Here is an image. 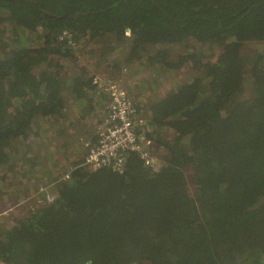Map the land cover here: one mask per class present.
I'll list each match as a JSON object with an SVG mask.
<instances>
[{
	"label": "trees",
	"instance_id": "1",
	"mask_svg": "<svg viewBox=\"0 0 264 264\" xmlns=\"http://www.w3.org/2000/svg\"><path fill=\"white\" fill-rule=\"evenodd\" d=\"M64 31L71 44L59 39ZM189 42L200 51L188 46L169 61L165 46ZM263 43L264 0H0L1 171L34 125L63 115L67 93L83 100L93 89L80 74L64 80L51 58L94 47L88 58L100 66L119 51L130 62L155 48L148 63L158 75V66L203 71L149 106L147 123L176 134L151 136L164 168L137 155L124 174L77 165L54 203L0 229V263L120 264L139 255L141 264H261ZM213 47L216 62H205Z\"/></svg>",
	"mask_w": 264,
	"mask_h": 264
},
{
	"label": "rangeland",
	"instance_id": "2",
	"mask_svg": "<svg viewBox=\"0 0 264 264\" xmlns=\"http://www.w3.org/2000/svg\"><path fill=\"white\" fill-rule=\"evenodd\" d=\"M188 46H192V48L196 47L195 50L200 51V45H194L195 47H193L192 42L185 43L183 45L172 44L169 46H165L164 48L168 52L169 61H179L182 54L188 51ZM262 49H264V43L262 45ZM92 50L95 54L98 53L97 48L93 47V49H90V47H84L81 49V51L75 52L76 57H74V59L69 60L55 57L51 58L50 63L53 65V69L57 70V73H65L68 76L67 79L75 74H83L84 76H94L96 74H101L109 75L112 78L118 79L128 89L132 98L136 99L134 100L138 103L140 107V115L145 120V122H149L151 120L149 106H151L152 102L156 101L161 96H164L166 93L173 91L172 88L176 86L178 82L191 79L193 76L203 73L202 69H199V67H202L200 64L198 68L190 64L188 66L182 67L181 69H179V71H174L172 73L171 71L165 73V67L158 66L160 69L159 76L157 74L158 71H155L156 69L154 68V66H150L148 63L150 61V56L156 53L155 48H150L148 54L142 56L141 59H133V61L130 62H127V59L122 55V53H120L121 51H119L117 52V54L114 53L115 56H112L113 59L111 61V64H102L100 66L97 65L95 59L90 62L88 58V52ZM207 50L208 47H205V51ZM220 50L221 48L213 47L211 51L206 53L205 62H216L218 58L217 55ZM80 52H86V54L84 53V57L80 55ZM114 63H117L118 65L115 66ZM155 79L158 80V83H156V85H152L155 84L153 83ZM174 80L176 81L174 82ZM249 94L250 90L246 86L244 90V97H242V99H246ZM66 96H68L69 98L68 93ZM64 111L67 112L66 109ZM64 111L62 117L66 115ZM103 121L104 119H99V117L97 116L95 120L91 121L90 128L87 127V131L91 129L93 132H96L102 125ZM50 125L51 124H49V126L45 129L44 123L38 122L35 125L37 126L36 130L32 131L27 140L17 141L12 146L13 152H11L10 154V163H8L5 167V171L3 169L2 171L0 170V173L2 174L1 178L6 179L0 180L1 230L9 228L14 223V221L28 217L31 215V213L36 211L35 209H39L40 205L45 201V196L47 194H50L52 197L57 198L56 190L58 184H53L51 180H49V177H47L49 174H43L41 172L42 168H44L43 166L45 163V161H42V153H40V151H42V149L46 147L44 138L50 136L51 138H54L53 135H55L52 132L54 128H52V126L50 127ZM148 125L151 127L152 131H156V133H158L159 137L162 140L171 142V140L176 139V134L170 129L165 127L155 128L152 124ZM154 153L156 156H158V158H162V160L164 161L163 157L166 156V153L162 148L159 149L155 146ZM28 154L30 158H28ZM160 166L164 168L166 166V162L164 161ZM17 171H19V173ZM64 172H66V170L56 171V174H59L61 182L64 181L67 175L66 174L65 176H63ZM71 173H68V175H71ZM59 178H57V180ZM30 179H35L33 180V182L38 185H45L43 189L34 193L31 197L30 194H32L35 189L34 191L20 190V187L23 185L22 181L28 182L27 180ZM49 182L52 183V185L50 184L51 186L49 185ZM15 183L16 185H14ZM188 184L191 188V182H189ZM28 197H30V199L26 200ZM140 259L141 256L139 255H135L134 257H132L131 255L128 256L126 262L120 264H141L137 261ZM120 261L121 260L119 259L118 262ZM144 264H147V262L145 261Z\"/></svg>",
	"mask_w": 264,
	"mask_h": 264
},
{
	"label": "built area",
	"instance_id": "3",
	"mask_svg": "<svg viewBox=\"0 0 264 264\" xmlns=\"http://www.w3.org/2000/svg\"><path fill=\"white\" fill-rule=\"evenodd\" d=\"M59 39L72 43L68 31L62 32ZM91 86L99 95L108 97L107 117L98 130L96 142H86V153L79 167L89 173L106 169L124 174L129 158L137 155L146 167L159 172L164 161L154 153L153 131L141 117L128 89L118 79L101 74L91 76ZM45 200L52 204L56 198L47 194Z\"/></svg>",
	"mask_w": 264,
	"mask_h": 264
},
{
	"label": "crops",
	"instance_id": "4",
	"mask_svg": "<svg viewBox=\"0 0 264 264\" xmlns=\"http://www.w3.org/2000/svg\"><path fill=\"white\" fill-rule=\"evenodd\" d=\"M60 76L64 80L68 77L65 73L60 74ZM80 76L83 79L91 77L89 75L84 76L83 74H80ZM87 94L88 97L83 100L76 99L74 101L68 98L69 102L66 106L67 112L64 111V113H66L64 117L60 116L44 121V128L46 129L49 124H51L50 127L52 126V128H54L52 132L55 135H53L54 138H51V136L44 138L46 147L42 149L40 153H42V161H45V163L43 162L44 166H42L44 168H42L41 172L43 174H49L47 177H49V180H51L53 184H58L61 181L59 174H56L57 170H66L63 174V176H65L66 174L73 172V169L82 163L86 153V142H96L98 130L107 117L108 97L105 95H99L94 89L88 91ZM89 105L93 107V113L86 114L85 110H88L86 108ZM95 115H97L99 119H104V121L96 132H93L91 129L87 131V127L90 128L91 121L96 119L97 116ZM36 128L37 126L34 125L33 130H36ZM28 158H30L29 154ZM17 172L19 173V171ZM1 177L2 174L0 173V178ZM57 178L59 179L57 180ZM33 180L35 179L27 180L28 182L22 181L23 185L20 187L21 191H34L35 189V191L30 194V197L45 186H41V184L38 185L34 183ZM52 183L49 182V185H52ZM14 185H16V183ZM30 197L26 200H29Z\"/></svg>",
	"mask_w": 264,
	"mask_h": 264
},
{
	"label": "clouds",
	"instance_id": "5",
	"mask_svg": "<svg viewBox=\"0 0 264 264\" xmlns=\"http://www.w3.org/2000/svg\"><path fill=\"white\" fill-rule=\"evenodd\" d=\"M153 127V126H152ZM153 138H154V131H153ZM154 140V139H153Z\"/></svg>",
	"mask_w": 264,
	"mask_h": 264
}]
</instances>
